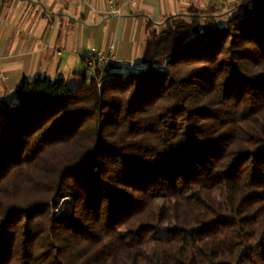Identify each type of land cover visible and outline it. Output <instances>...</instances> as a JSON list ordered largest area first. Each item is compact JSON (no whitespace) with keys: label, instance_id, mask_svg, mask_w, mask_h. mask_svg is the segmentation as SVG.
<instances>
[{"label":"trees","instance_id":"obj_1","mask_svg":"<svg viewBox=\"0 0 264 264\" xmlns=\"http://www.w3.org/2000/svg\"><path fill=\"white\" fill-rule=\"evenodd\" d=\"M142 63L0 99V264H264V0Z\"/></svg>","mask_w":264,"mask_h":264},{"label":"crops","instance_id":"obj_2","mask_svg":"<svg viewBox=\"0 0 264 264\" xmlns=\"http://www.w3.org/2000/svg\"><path fill=\"white\" fill-rule=\"evenodd\" d=\"M241 0H0V99L24 79L63 77L74 87L93 49L109 52L113 70L141 66L146 42L170 18L196 8L226 20ZM122 14L108 13L111 3Z\"/></svg>","mask_w":264,"mask_h":264},{"label":"built area","instance_id":"obj_3","mask_svg":"<svg viewBox=\"0 0 264 264\" xmlns=\"http://www.w3.org/2000/svg\"><path fill=\"white\" fill-rule=\"evenodd\" d=\"M127 2L134 3L135 0H127ZM122 12L123 10L121 5L114 2L111 3L108 13L119 16ZM91 55L92 56L88 58V67L86 71L87 77L90 80L98 77V71L102 69L110 70L116 63H118L113 47L109 52L93 49Z\"/></svg>","mask_w":264,"mask_h":264},{"label":"rangeland","instance_id":"obj_4","mask_svg":"<svg viewBox=\"0 0 264 264\" xmlns=\"http://www.w3.org/2000/svg\"><path fill=\"white\" fill-rule=\"evenodd\" d=\"M70 202L69 199H64L62 200L61 204H60V207H59V212L62 211V210H66V209H69L70 207Z\"/></svg>","mask_w":264,"mask_h":264}]
</instances>
